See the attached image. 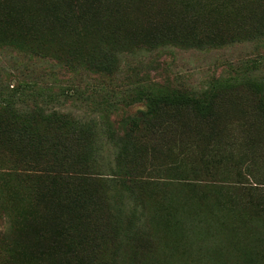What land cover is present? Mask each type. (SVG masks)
Returning <instances> with one entry per match:
<instances>
[{
	"label": "trees",
	"instance_id": "16d2710c",
	"mask_svg": "<svg viewBox=\"0 0 264 264\" xmlns=\"http://www.w3.org/2000/svg\"><path fill=\"white\" fill-rule=\"evenodd\" d=\"M235 43L199 87L108 82ZM0 52V264H264V0H0ZM173 152L189 187L151 178Z\"/></svg>",
	"mask_w": 264,
	"mask_h": 264
},
{
	"label": "rangeland",
	"instance_id": "374dc122",
	"mask_svg": "<svg viewBox=\"0 0 264 264\" xmlns=\"http://www.w3.org/2000/svg\"><path fill=\"white\" fill-rule=\"evenodd\" d=\"M253 46L249 43H235L223 48H215V49H185V48H169L165 51V49L156 50L150 53L144 54L145 56L141 55L138 58H131V64L126 65L123 69V73L121 78L119 75H115L113 78L109 79V83L114 85L115 87L112 92L116 90V92L124 91V94L129 97H133L137 95V90L141 88L140 86V76L144 72L143 65L141 62L143 60H147L151 62L155 60L154 63L149 66L151 69L152 75L157 76V80L160 79L159 75H165L166 73L171 75H178V79L173 82V85H178V83L184 87H189V82L199 87L200 85H204L213 75L219 76L221 74H226L230 70V65L228 62L230 61H240L244 56L249 55L252 53ZM5 55L3 52H0V56ZM139 59V60H138ZM159 63V68L157 70H153L152 66H157L156 64ZM166 71V73H165ZM131 74L133 76H131ZM131 76V77H130ZM171 80V78H169ZM163 82L162 80H159ZM182 81V82H181ZM186 81V82H184ZM179 86V85H178ZM122 89V90H121ZM117 92V94H118ZM115 100V98H113ZM132 104V103H131ZM146 106L143 102L134 101L133 104L128 108L126 111L130 115H136L141 113L140 111L145 110ZM111 120L116 125V122L119 120L116 114H112L110 117ZM166 152V151H165ZM177 152V151H176ZM176 152L170 153V156L166 158L167 161L164 162L161 168H163V172L161 174H151V178H156L160 180V184L170 182L166 187H174V186H182L180 184H187L185 187H189V178L193 179L192 176V166L194 162L189 164V156L186 158V163L182 166V168H175V162H173V158L176 157ZM186 153V152H185ZM161 162V161H160ZM158 161V163L160 164ZM174 168V169H173ZM180 169V170H179ZM184 171L187 174V180L180 178V172ZM180 178V179H177ZM183 179V180H182ZM204 179V180H200ZM198 187L205 188L203 186L209 185L211 182L208 181V178L198 177ZM231 183H235V179H229ZM245 181V184L249 182L248 179L241 180ZM184 224L186 225L185 234H184V242L186 246L189 248V240L191 235L189 234V218L185 219ZM190 237V238H189ZM214 236H208V240H202L201 238H205L203 236L197 237L195 244L193 246H201L207 242L212 243L216 242V238L214 240L211 238ZM180 264V261H179ZM184 264V263H183Z\"/></svg>",
	"mask_w": 264,
	"mask_h": 264
}]
</instances>
